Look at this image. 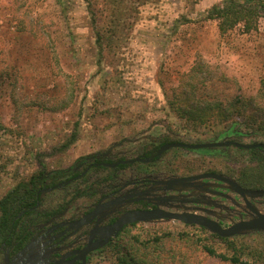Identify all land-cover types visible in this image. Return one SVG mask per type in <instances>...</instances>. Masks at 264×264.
Segmentation results:
<instances>
[{
    "label": "rangeland",
    "instance_id": "1",
    "mask_svg": "<svg viewBox=\"0 0 264 264\" xmlns=\"http://www.w3.org/2000/svg\"><path fill=\"white\" fill-rule=\"evenodd\" d=\"M222 1L125 0L117 49L100 57L83 0H0V198L41 161L52 170L111 142L158 137L168 124L192 140L225 127L244 130L228 124L188 130L166 106L195 62L218 68L212 92L222 98L256 93L264 78V17L250 32L237 26L220 34L206 12ZM219 73L232 80H218ZM177 153L182 157L171 172L179 164L188 173L258 169L233 149ZM238 236V243L264 253V232ZM129 237L164 241L156 252L160 264H228L202 250L198 237L216 251L225 245L196 226L139 224L116 242ZM114 244L90 264H114Z\"/></svg>",
    "mask_w": 264,
    "mask_h": 264
},
{
    "label": "flooded vegetation",
    "instance_id": "2",
    "mask_svg": "<svg viewBox=\"0 0 264 264\" xmlns=\"http://www.w3.org/2000/svg\"><path fill=\"white\" fill-rule=\"evenodd\" d=\"M225 128L212 133L209 139L192 140L166 125V132L158 137L142 139L140 135L111 142L52 170L42 161L37 163L25 180L4 194L21 184L16 195L26 200L8 227L0 230V264H90L126 229L162 221L186 225L177 220L152 219L124 224L118 231L112 228L133 213L160 210L199 215L222 228L255 218L250 208L264 215L260 209L264 205V181L259 182L250 173L241 171L234 175V170L230 174L216 170L188 173L180 164L178 171H170L171 164L181 160L179 151L214 155L233 149L245 154L248 164L264 163L253 159L251 152L253 149L264 152V147L244 149L233 145H264V139L245 130ZM223 142L230 144L187 147ZM167 144L178 146L159 153ZM202 174H216L235 182L248 191L245 199L233 186L212 177L179 180ZM249 191H260V194Z\"/></svg>",
    "mask_w": 264,
    "mask_h": 264
},
{
    "label": "trees",
    "instance_id": "3",
    "mask_svg": "<svg viewBox=\"0 0 264 264\" xmlns=\"http://www.w3.org/2000/svg\"><path fill=\"white\" fill-rule=\"evenodd\" d=\"M83 1L99 56L111 54L117 49L120 40L117 29L126 14L125 0ZM206 17L217 21L220 34H225L237 26H242L243 32L247 33L255 30L258 20L264 17V0H224L211 6ZM217 70V67H210L207 63L195 62L187 72L181 74L180 84L166 100L168 112L188 130L209 124H228L236 125L264 139V78L260 80L253 95L222 98L217 90L212 92L215 83L212 80ZM217 79L223 82L232 80L223 73L217 74ZM168 127L171 129L170 124ZM251 152L253 159L264 160V152L260 149H253ZM263 164L258 163L255 167L258 169H253L254 173H251L256 180L264 178ZM19 187L22 185H18L0 199L1 231L11 222L26 200L25 197L16 195ZM196 227L225 245V251H216L213 246L208 245V240L198 237L196 241L207 255L228 264H264V253L238 243V235L222 238L203 227ZM163 242L159 238L140 242L135 237H129L128 241L122 243L115 242L112 247L115 253L114 264H160V255L156 252L161 251Z\"/></svg>",
    "mask_w": 264,
    "mask_h": 264
},
{
    "label": "water",
    "instance_id": "4",
    "mask_svg": "<svg viewBox=\"0 0 264 264\" xmlns=\"http://www.w3.org/2000/svg\"><path fill=\"white\" fill-rule=\"evenodd\" d=\"M228 144L230 143L228 142L227 143L225 142L223 143H203L200 145L187 146V147L191 149H198V148H208V147H213V146L219 147V146H224ZM233 145L238 148H244V149H249L251 147H264V145H243V144H238V143H233ZM174 146H178V145L167 144L160 149L159 153L167 148L174 147ZM209 177L221 180L233 186L237 190V192L243 197V199H245L244 194L248 191L241 189L235 182L228 180V179H224L221 176L216 175V174H202V175H196V176L183 178L179 180L194 181V180H198L201 178H209ZM173 182H177V180H174ZM249 193L253 195H258L260 194V191H249ZM250 209L255 213L256 215L255 218L249 221H242V222L233 224L226 228H222L217 222L211 221L203 216L186 214V213L175 214V213H168V212L160 211V210L128 214L124 216L120 221H118L115 225H113L112 228L115 231H118L122 227V225L133 222V221H146V220H152V219H168V220H177V221L183 222L186 225H197V226L203 227L209 232L214 233L222 238H230L236 235L246 234V233H250L254 231L264 232V215L261 213H258L252 208Z\"/></svg>",
    "mask_w": 264,
    "mask_h": 264
}]
</instances>
